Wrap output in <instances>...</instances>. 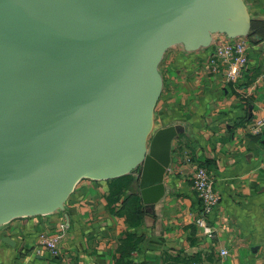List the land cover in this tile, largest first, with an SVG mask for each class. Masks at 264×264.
<instances>
[{
    "label": "water",
    "instance_id": "1",
    "mask_svg": "<svg viewBox=\"0 0 264 264\" xmlns=\"http://www.w3.org/2000/svg\"><path fill=\"white\" fill-rule=\"evenodd\" d=\"M254 19L245 0H0V227L131 173L154 209L184 132L156 127L166 53L247 37Z\"/></svg>",
    "mask_w": 264,
    "mask_h": 264
},
{
    "label": "crops",
    "instance_id": "2",
    "mask_svg": "<svg viewBox=\"0 0 264 264\" xmlns=\"http://www.w3.org/2000/svg\"><path fill=\"white\" fill-rule=\"evenodd\" d=\"M245 1L264 20V0ZM253 40L233 82L207 68L213 46L166 53L156 127L181 124L184 132L173 142L166 195L154 209L143 203L141 225L109 210V180L84 179L65 209L0 227V264H264V128L253 129L264 118V39ZM201 166L221 196L208 216L213 236L196 220L201 202L192 181ZM44 231L62 236L58 256L39 244Z\"/></svg>",
    "mask_w": 264,
    "mask_h": 264
},
{
    "label": "built area",
    "instance_id": "3",
    "mask_svg": "<svg viewBox=\"0 0 264 264\" xmlns=\"http://www.w3.org/2000/svg\"><path fill=\"white\" fill-rule=\"evenodd\" d=\"M213 53L207 60V68L211 72H222L228 82L237 81L245 66L248 63V53L251 42L248 37L229 38L226 35L218 34L213 40ZM264 128V118L257 120L253 126L258 132ZM193 188L196 191L201 208L199 217L196 219L204 231L213 236L214 229L209 226L208 216H210L219 204L221 196L214 186V179L209 168L199 167L193 176ZM62 236L57 233L41 232L39 234V244L48 249L53 256L61 253ZM222 255L227 254V250H222ZM200 264V263H196Z\"/></svg>",
    "mask_w": 264,
    "mask_h": 264
},
{
    "label": "trees",
    "instance_id": "4",
    "mask_svg": "<svg viewBox=\"0 0 264 264\" xmlns=\"http://www.w3.org/2000/svg\"><path fill=\"white\" fill-rule=\"evenodd\" d=\"M249 39H264V20L254 19ZM253 40V42H254ZM110 181V191L107 196L108 207L112 213L123 216L135 227L142 224L145 215V208L139 191V179L137 173H131ZM135 234H130L132 238ZM133 240V239H132ZM130 241L131 250L135 249L140 241Z\"/></svg>",
    "mask_w": 264,
    "mask_h": 264
},
{
    "label": "rangeland",
    "instance_id": "5",
    "mask_svg": "<svg viewBox=\"0 0 264 264\" xmlns=\"http://www.w3.org/2000/svg\"><path fill=\"white\" fill-rule=\"evenodd\" d=\"M167 57V55H165V57H164V59H163V61H162V63H161V71H162V69H163V71H164V66H163V64H164V61H165V58ZM157 125V124H156Z\"/></svg>",
    "mask_w": 264,
    "mask_h": 264
}]
</instances>
